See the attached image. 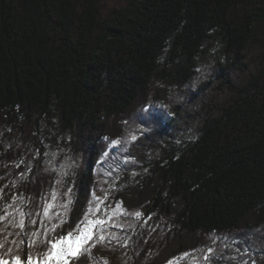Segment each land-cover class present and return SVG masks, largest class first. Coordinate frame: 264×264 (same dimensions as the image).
I'll use <instances>...</instances> for the list:
<instances>
[{
	"label": "trees",
	"instance_id": "16d2710c",
	"mask_svg": "<svg viewBox=\"0 0 264 264\" xmlns=\"http://www.w3.org/2000/svg\"><path fill=\"white\" fill-rule=\"evenodd\" d=\"M89 219L70 264H264V0H0V256Z\"/></svg>",
	"mask_w": 264,
	"mask_h": 264
},
{
	"label": "snow or ice",
	"instance_id": "6c2138e0",
	"mask_svg": "<svg viewBox=\"0 0 264 264\" xmlns=\"http://www.w3.org/2000/svg\"><path fill=\"white\" fill-rule=\"evenodd\" d=\"M133 139H135V137H133ZM113 143H118V141H113ZM93 198L97 201L100 199L95 197V193H93ZM135 215L139 217L141 214L137 212ZM104 223L105 221L103 220L89 221L90 227L84 228L75 238H72L73 234L69 233L68 238L51 242V247L47 250L46 256L38 260L37 264H70V261L78 260L79 257L90 252L92 245L88 247L84 246L93 239V228L97 225H103ZM19 227L23 228L22 221L19 223ZM33 235L36 234L34 233ZM98 239L102 240L103 236H99ZM2 247L3 244H0V248ZM208 252L211 253L212 249L209 248ZM4 255H11V262L5 260L3 256H0V264H25L20 256L12 254L11 248L7 249ZM25 255L26 264H33L32 255L29 253H25ZM204 259L208 260L209 256L206 255Z\"/></svg>",
	"mask_w": 264,
	"mask_h": 264
},
{
	"label": "rangeland",
	"instance_id": "374dc122",
	"mask_svg": "<svg viewBox=\"0 0 264 264\" xmlns=\"http://www.w3.org/2000/svg\"><path fill=\"white\" fill-rule=\"evenodd\" d=\"M94 220H99V219H89V220L86 222V224H85L84 226H82L80 232L83 231L84 228H86V227H90V225H89V221H94ZM98 226H100V225L95 226V227L93 228V231H94L95 228H97ZM77 235H79V233L76 234V235H73L72 238H75V236H77ZM65 238H68V236H67V237H63L62 239H65ZM62 239H60V240H62ZM24 262H25V264H26V261H24ZM33 264H37V262L33 261Z\"/></svg>",
	"mask_w": 264,
	"mask_h": 264
},
{
	"label": "clouds",
	"instance_id": "9594fccd",
	"mask_svg": "<svg viewBox=\"0 0 264 264\" xmlns=\"http://www.w3.org/2000/svg\"><path fill=\"white\" fill-rule=\"evenodd\" d=\"M165 51H167V49H165ZM158 62L162 63V62H163V57L158 58ZM195 87H196V85L194 84V85L192 86L191 90L194 91V90H195Z\"/></svg>",
	"mask_w": 264,
	"mask_h": 264
}]
</instances>
